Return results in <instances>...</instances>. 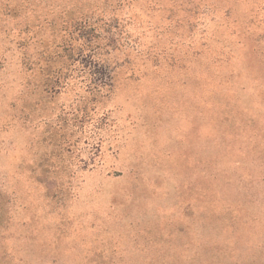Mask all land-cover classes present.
Instances as JSON below:
<instances>
[{
    "label": "rangeland",
    "instance_id": "1",
    "mask_svg": "<svg viewBox=\"0 0 264 264\" xmlns=\"http://www.w3.org/2000/svg\"><path fill=\"white\" fill-rule=\"evenodd\" d=\"M0 264H264V0H0Z\"/></svg>",
    "mask_w": 264,
    "mask_h": 264
}]
</instances>
